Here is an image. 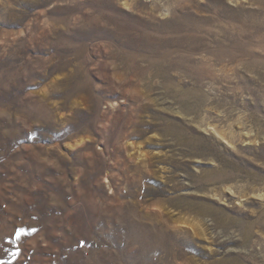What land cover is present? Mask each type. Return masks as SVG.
Returning <instances> with one entry per match:
<instances>
[{"label":"rangeland","instance_id":"374dc122","mask_svg":"<svg viewBox=\"0 0 264 264\" xmlns=\"http://www.w3.org/2000/svg\"><path fill=\"white\" fill-rule=\"evenodd\" d=\"M0 264H264V0H0Z\"/></svg>","mask_w":264,"mask_h":264},{"label":"bare ground","instance_id":"6f19581e","mask_svg":"<svg viewBox=\"0 0 264 264\" xmlns=\"http://www.w3.org/2000/svg\"><path fill=\"white\" fill-rule=\"evenodd\" d=\"M205 209V208H204ZM214 214V213H213Z\"/></svg>","mask_w":264,"mask_h":264}]
</instances>
